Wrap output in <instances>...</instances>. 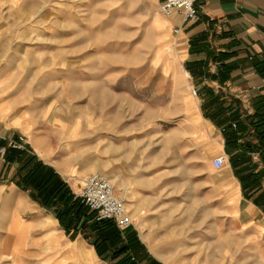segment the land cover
Masks as SVG:
<instances>
[{
    "label": "crops",
    "instance_id": "1",
    "mask_svg": "<svg viewBox=\"0 0 264 264\" xmlns=\"http://www.w3.org/2000/svg\"><path fill=\"white\" fill-rule=\"evenodd\" d=\"M194 9L195 20L185 24L176 15L163 17L170 54L156 61L157 74L170 83L166 95L190 158L207 165L194 171L202 177L204 214L186 233L191 242L173 237L180 221L166 226L168 235L158 232L162 227L149 230L141 197L148 189L144 180L127 182L133 155L126 151L132 226L99 237L94 213L74 197L84 172L65 174L48 162L55 155L49 132L32 106L2 89L0 76V241L10 240V264H264V179L251 181L262 167L256 126L264 96V0H195ZM18 136L25 149H10ZM68 156L57 155L70 165ZM219 156L226 161L216 170L212 159ZM177 174L169 168L170 177Z\"/></svg>",
    "mask_w": 264,
    "mask_h": 264
},
{
    "label": "rangeland",
    "instance_id": "2",
    "mask_svg": "<svg viewBox=\"0 0 264 264\" xmlns=\"http://www.w3.org/2000/svg\"><path fill=\"white\" fill-rule=\"evenodd\" d=\"M158 4L0 0V76L2 89L32 106L49 132L51 165L73 176L84 172L78 187L92 173L112 177L118 196L131 180H144L149 230L162 227L158 232L168 235L166 226L180 221L172 233L185 244L204 214L199 186L207 165L190 158L166 95L170 83L157 74L156 61L170 54ZM125 151L133 155L126 187ZM157 168L166 174L155 176ZM169 168L178 174L170 177ZM10 245L0 241V264H10Z\"/></svg>",
    "mask_w": 264,
    "mask_h": 264
},
{
    "label": "built area",
    "instance_id": "3",
    "mask_svg": "<svg viewBox=\"0 0 264 264\" xmlns=\"http://www.w3.org/2000/svg\"><path fill=\"white\" fill-rule=\"evenodd\" d=\"M194 1L160 0L158 10L163 17L171 18L176 15L180 22L185 24L196 18ZM178 31V28L172 30L173 34H177ZM232 128H235V125H232ZM8 147L13 150H24V137L18 136L15 140H11ZM0 151L2 152L3 149ZM225 161L224 156H219L212 160V166L217 170L224 165ZM261 165H264V161ZM124 195L126 196V190H123L122 194L118 196L115 193L114 185L108 178L100 173H92L84 179L74 197L81 205L94 213L95 221L109 220L118 230L122 231L132 226V220L125 210Z\"/></svg>",
    "mask_w": 264,
    "mask_h": 264
},
{
    "label": "trees",
    "instance_id": "4",
    "mask_svg": "<svg viewBox=\"0 0 264 264\" xmlns=\"http://www.w3.org/2000/svg\"><path fill=\"white\" fill-rule=\"evenodd\" d=\"M260 71L264 77V73H263L264 65ZM257 106H258V108L261 109V113H259V115H258L257 126H256V129L258 130V133H259L258 137L260 140L259 141V147L256 149V154H257L259 161L261 163H263V161H264V96L261 97L257 101ZM262 179H264V165L256 173L252 174L251 181L259 183V182H261ZM75 201H78V200L75 199ZM81 207L83 210L86 209L83 205H81ZM92 220L93 221H92L91 226L93 228H97V230H98L97 233L99 234V237H102L106 240L107 236L110 233H112V234L116 233L115 225L111 221H109V220L95 221V219L93 217H92ZM105 228H107V230ZM95 249L97 250V254L100 257L101 252L98 251L96 245H95Z\"/></svg>",
    "mask_w": 264,
    "mask_h": 264
},
{
    "label": "bare ground",
    "instance_id": "5",
    "mask_svg": "<svg viewBox=\"0 0 264 264\" xmlns=\"http://www.w3.org/2000/svg\"><path fill=\"white\" fill-rule=\"evenodd\" d=\"M112 182H113V180H112V177H111V179H110ZM124 191L126 190V196L124 195V198H125V200H126V203H127V201H128V190L127 189H123Z\"/></svg>",
    "mask_w": 264,
    "mask_h": 264
}]
</instances>
